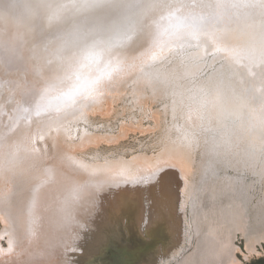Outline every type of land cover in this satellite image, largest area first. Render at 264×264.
Masks as SVG:
<instances>
[{"label": "bare ground", "instance_id": "obj_1", "mask_svg": "<svg viewBox=\"0 0 264 264\" xmlns=\"http://www.w3.org/2000/svg\"><path fill=\"white\" fill-rule=\"evenodd\" d=\"M129 1L131 6L124 8L126 14L130 18L140 20L145 13L157 8L164 0ZM115 4H118L115 6H121L119 3ZM171 11L173 10L164 11L163 17L158 18L159 23L163 18L173 17L174 14L184 15L183 12L175 11L165 16ZM73 13L76 12L71 14ZM171 20L165 21L166 27L158 25L157 29L161 32L158 38L155 37L152 41V45H148L150 39L143 34L138 37L133 48L119 49L122 51L117 53L115 65L110 66L111 71L106 69L107 73L104 76L99 72L91 71L90 68L98 62L95 58L94 61L91 58H85L88 61L79 59L76 60L77 64H74L76 61L68 59L66 63L57 65L56 71L43 67V62L51 58L49 52L52 53L56 47V43L50 39L38 40L39 42L44 41L42 43L29 39L28 43L22 45L23 51L27 53L24 56L27 71L7 72L0 66V80L9 81L8 89L0 98V220L4 227L0 230V264H75V262L77 264H137L134 260L139 257L146 264L144 255L149 250L155 255L153 264H242L237 254H241L245 259L260 255L259 250L264 242V227L255 226L256 224L250 221L251 217L249 219L246 197L248 187L245 188L242 181V183L237 182L235 176H230L226 170L222 172L224 175H221L220 170L221 168L227 169V167L234 169V166L250 170L252 167L259 176L264 175V142H259L254 150L260 158V164L252 153L253 148L250 151L251 154H244V161H235L238 157L236 146L242 147L243 145L240 141L237 142L236 137L232 142L230 135L224 130V124L227 125L228 120L232 126H227V128L234 130L238 125L237 119L246 108L244 104H248L249 101L248 114L250 113L251 122L249 121V125H246L250 128H258L261 131L260 136L264 137V126H262L264 121L258 122L259 118H263L260 116L264 114V95H237L233 90V95H226V85H223L224 91L219 90L218 94L214 93L210 98L202 94L198 96L196 89L188 92V83L191 81L189 77L194 79V76L200 75L207 59L205 57L208 55H211L210 63L225 60L219 62L221 66L226 62L234 68L237 67L236 63L240 59L236 47H230L233 49L220 47L222 50L219 48L220 52L224 50L227 55L219 53L217 49H210V52H204L199 58L195 57L193 48L189 49L185 46L170 48L162 46L160 50L154 48L161 38H170L175 31L181 30L179 24H186L185 20L179 22L175 20L174 23ZM57 24L58 21L52 23L53 27ZM53 27L49 26L48 29ZM154 28L155 26L152 27ZM182 31L184 29L180 32ZM235 44H239V41ZM39 59H41L40 63ZM168 62L171 68L167 67L169 70L166 68L168 70L166 72L163 67ZM250 62L248 60L247 64L250 65ZM89 63H91L90 67ZM258 63L261 64L262 61L259 60ZM189 66H197V69L189 71L191 68ZM162 68L164 71L158 70ZM251 72L250 70L249 73ZM216 74H221V72H216ZM99 76L100 78L103 76L100 79L102 81L97 80ZM208 77L211 81L214 78L215 81L216 79L221 81L216 76ZM256 80L260 79H253L251 82L257 83ZM84 82L90 85L93 83L92 86H96L90 90L83 89L86 90L83 95H73L77 93L76 90L83 87ZM132 82L134 85L136 83L135 88L137 89L142 84L151 83L150 86H154L152 92L156 93L153 95L157 99L158 96H163L158 94H163L165 90L167 91L166 87L171 86L169 90L174 95H167L168 92L165 91L166 95H164L169 97L171 102L168 104L169 108L166 106L167 103L164 105L170 109L169 112L172 114H178L181 111L178 115H181L180 121L182 118L183 121L178 126L175 122L176 127L172 129H180L185 139H182L180 135L182 141L164 144L162 151L160 148L161 152L159 151L160 153L155 156H148L142 152L137 154L138 156L135 155L136 157H130V160L121 158L115 161L116 156L110 162L103 159L106 162L104 164L91 163L92 161L89 163L64 153H60L53 160L44 157L36 142L38 137L44 138V134L49 133L48 136L53 138L54 134L51 132L55 130L56 140H61L65 134L66 129L63 124L66 121L85 118L91 111L92 113L101 112L106 108L103 104L105 102L111 108L109 104H113L118 97L115 94H120ZM100 83H107V86L98 89L97 85ZM228 89L230 90V86ZM42 92L45 94L48 92V95H43V98L52 99L68 94L67 97L72 99L55 107L51 112H48L51 108L49 106L44 114L46 107H35L38 105L36 100ZM137 93L133 95L138 100L137 102L140 103L143 100L145 102L143 97L147 96L142 97L141 93ZM7 97H10L12 102L6 105ZM156 101L158 100L153 102ZM92 105L94 107L91 108ZM74 122L71 121V123ZM139 126L136 125V127ZM200 128L224 135V139L218 144L217 142L209 143L208 149L205 146V151L203 150L205 153L202 157L205 156L207 163L203 168L200 166L202 160L197 166H193L192 143H189V137L185 136V133L192 135V131L195 132ZM173 132L176 133V130ZM104 135L110 139L106 134ZM232 135L236 136L237 132L232 131ZM92 137L95 136L92 135ZM197 137L192 140L194 141L193 146L195 144L198 146L197 141L200 140ZM213 137L211 135L210 138L213 139ZM33 140L34 144H32ZM80 141L83 142V139ZM253 158L257 160H251ZM37 167H39L38 170ZM195 170H199V176H202L200 181L193 178ZM159 181L165 182H163L164 187L157 185ZM145 182L146 184L154 182L152 184L153 194L159 195L158 190L161 189L177 201L175 236L170 235L171 213L167 210L170 207L169 203L164 207L162 204L150 205L148 209V203L142 202L140 218L135 217L136 219L126 214L129 210L133 211V215L135 214L136 208H132L131 203H129V208L121 207L120 214L112 216L113 220H110V211L104 208L102 214L97 215L94 220V226L89 225V215L95 211L98 213L96 207L99 198L106 202L107 199L115 198L113 193L118 189L124 187L134 190L136 186H144ZM260 201L263 202L260 206H264V193ZM77 204L84 205V209L80 211ZM260 206L255 207L260 209ZM187 209L190 213V220L185 216ZM150 211L149 224L143 226ZM160 216H162L161 219L164 217L161 228L157 227V222H154L160 220ZM256 217L255 213V220ZM118 227H125L126 232L133 233L138 238L145 237L143 246L138 242L137 246L118 247L116 241H121ZM100 230H104L102 236L99 234ZM239 236L245 239V250L236 244ZM1 239L7 240L8 248L1 244ZM147 241L153 245L151 249L147 248ZM108 246L109 249H107ZM78 250L82 251V256L74 260L69 252Z\"/></svg>", "mask_w": 264, "mask_h": 264}, {"label": "water", "instance_id": "obj_2", "mask_svg": "<svg viewBox=\"0 0 264 264\" xmlns=\"http://www.w3.org/2000/svg\"><path fill=\"white\" fill-rule=\"evenodd\" d=\"M124 1L0 0V66L7 72L27 71L24 59L27 53L23 51L22 45L28 43L29 39L36 43L44 42L38 40L50 39L56 43V47L52 51L53 55L49 52L51 58L44 60L43 67L56 71V66L66 63L68 59L76 61L91 58L94 61L95 58L98 62L90 68L91 71L105 75L107 70H112L110 66L115 65L117 53L122 51L119 49L133 48L138 37L143 34L150 39L148 45H152V41L161 32L157 29L158 25L166 27L167 19H172V23L175 20H185L186 24H179L184 31L178 30L170 38H161L154 48L160 50L162 46H185L193 48L195 57L199 58L204 52H210V49L236 47L240 59L236 63L237 67L224 62L221 74L213 75L221 79L219 90L224 91L223 85H226L227 90L231 86L230 90L237 95H264V0H164L140 20L126 14L124 8L131 5L129 0L123 3ZM115 3L121 6H115L118 5ZM168 10L173 11L165 16L175 11L183 12L184 15L174 14L173 17L163 18L159 23L158 18H162V13ZM72 12L76 13L71 14ZM155 18L157 19L152 21ZM54 21H58V24L53 27ZM49 26L53 28L48 29ZM236 41L239 44H235ZM210 56H207L206 64H209ZM248 60L251 61L250 65L247 64ZM259 60L262 61L261 64L258 63ZM222 61L225 60L217 63ZM77 63L78 61L74 62ZM249 67L253 70L251 73ZM253 79L260 80L255 83L251 82ZM8 82L6 79L0 80V98L8 89ZM89 85L84 82V88L76 90L77 93L73 95H83L86 91L83 89H88ZM258 85L262 92L257 89ZM43 95H48V92L40 93L35 107H46L44 114L49 106L51 108L48 112H51L72 99L67 97L68 94L52 99L43 98ZM7 98L6 105L12 102L10 97Z\"/></svg>", "mask_w": 264, "mask_h": 264}, {"label": "rangeland", "instance_id": "obj_3", "mask_svg": "<svg viewBox=\"0 0 264 264\" xmlns=\"http://www.w3.org/2000/svg\"><path fill=\"white\" fill-rule=\"evenodd\" d=\"M217 50L219 51V53L227 55L225 51H224L225 52L224 53L223 51L220 52L219 49H217ZM180 57L182 59V56H180ZM209 61H210V58H209ZM171 62H172V60H171ZM180 64H183V62H180ZM169 66H170V62H168V64L165 65V67H163V66L162 67L165 68L166 72H168V70L171 68ZM167 67H169V69ZM189 67H191L189 69V71L197 69V66H193V67L189 66ZM220 67H221L220 63H210L209 62V64H206V62H205L203 68L201 69L200 75L198 74L197 76H194V79H192V77H189V80H191V81H189V83H188L189 87L187 86L188 87L187 91L191 92L193 89H196V90H198L197 92L199 93L198 96L200 94H202L203 96L207 95L206 96L207 98H210L211 95H214V93L218 94L219 89L221 88V86L218 87V84L220 81L216 79V81H217L216 82L215 78L213 81H211V79H209L210 77H208V76H211V75L213 76L216 72L220 73L221 72ZM163 68L158 69V70L162 71ZM249 69L251 71H253L252 68L249 67ZM102 77L97 78V80L102 81V80H100V79H102ZM92 84L90 85V87H88L87 90L93 89L96 86V85L92 86ZM150 84L151 83H149V84L146 83L145 85L142 84L141 87L138 84V87H140V88L137 89V88H135L136 83L134 85V83L132 82V83L128 84L120 94L119 93L115 94V95H118V97H116L113 104H109V105H111V108H109L110 106H108L107 102L103 103L106 106V108H105L106 112H104L105 109L102 110L101 112L98 111V112L92 113V111H91L88 115H86L85 118H83V117H82V119L79 118L80 120L77 119V121L75 119L74 121H76V122H74L73 119L70 121L69 120L66 121L65 122L66 125L63 124V126L66 129L64 131L65 134L61 140H56V134H55L56 131L55 130H52V132H51L54 134L53 138H50L48 136L49 133L44 134L45 135L44 138L38 137L36 142H38L39 147H40L41 152L44 155V157H47L49 160H53L55 157H58V155L60 153L61 154L64 153L67 155H73L76 159L84 160V161L89 162V163L92 161L91 163L95 162V164H97V163L98 164H104L106 162L113 161L114 159H115V161L120 160L121 158L122 159H128L129 158V160H130V157L131 158L136 157L135 155H137V154L139 155L142 152H144L142 154H146L148 156H151V155L155 156L157 153H160L162 151L163 147L166 144H170V143L173 144V142L174 143L176 141L179 142V140L182 141L181 138L185 139L183 137L184 134H182V131H180V129L175 128L176 133L173 132L175 130L172 129L175 126V122L177 124L176 126H178L179 123H181L183 121V118H182V121H180L181 115L179 116L178 114H180L181 111H180V113L178 112V114L177 113L172 114L171 112H169L170 109H168L169 108L168 104H170L171 100L169 97H166L165 95H166V92H168L167 95L173 94V92L171 93V91L169 90L171 86L168 85L166 87L167 91L165 90L166 92L164 91L163 94H158V95H163L164 97L158 96L159 98L157 99L154 96V95H156V93L152 92V89H154V86L151 87ZM260 85H261V83H260ZM97 86H99L98 89H102V88H104V86H107V83H102V84L100 83ZM257 89L261 90V87H259ZM137 92L141 93L142 97L147 96V97H143V99H145V102H144V100L142 101L143 103L137 102L138 100L135 97H133V95L138 94ZM220 92H221V90H220ZM225 94L226 95H233V91L228 89ZM152 96H153V98H152ZM148 98H150V99H148ZM162 99H164V100H162ZM155 100H158V101L153 102ZM138 104H140V105H138ZM147 104H148V106H147ZM164 104H166V106L168 108ZM248 104H250L249 101H248ZM248 104H246V103L244 104L246 108H244V110L242 111L243 114L239 116V119H237L238 125L235 126L234 130H229L227 128V126H230V125L232 126V123H230L229 120H228L227 125H226V123L224 124V126H225L224 130L228 132V134L230 135L229 138L232 140V142H233L234 137H236L237 142L240 141V143L243 145L242 147L236 146V149L238 151V157H237V159H235V161L236 160L244 161V159H243L244 154H247V153L251 154L250 151L253 148L252 153L258 159L259 164H260V158H259L258 154L255 153L254 150L258 147L259 142H264V137L260 136L261 131L258 128H254V127L250 128L247 126V125H249V121L251 122L250 113L248 114V112L250 111ZM244 105H241V106H244ZM247 105H248V108H247ZM90 107L92 108L94 106L92 105ZM145 108H146V110H145ZM158 109H159V111H158ZM161 111L163 113H161ZM176 115H178V116H176ZM159 116H160V118H159ZM260 117H263V118H259L258 122L262 123L264 121V114ZM71 121L74 123H71ZM158 121H160L161 123ZM134 123H135V125H134ZM67 124H69L68 127H66ZM130 124H132V125L130 126ZM137 124H138V126L140 125L139 126L140 128L136 127ZM262 126H264V122H263ZM167 128H169V129H167ZM86 130H88V131H86ZM171 130H172V132H171ZM221 130H223V129H221ZM92 131L94 134L98 135L99 138L96 135H94L92 133ZM232 131H236L237 135L236 136L232 135ZM66 132L70 133V135ZM177 132H178V134L179 133L180 134L178 135ZM195 132L192 131V133H193L192 138H191L192 135H190L191 133H187V135L185 133V136L187 138L189 137V139L191 141V142L189 141V143H192L191 149H193V150H191L192 151L191 155H192V159L194 158L193 163L196 164V165L193 164V166L194 167L197 166V164L200 163L199 161L202 160V162H204V163L201 162L200 166H201V168H203L204 164L207 163L206 159L204 158L205 156L202 157L205 153L204 152L205 146L208 149L209 143L217 142V144H218L220 142V140L224 139V135L223 136L220 134L218 135V133H216L215 131H212V130L208 131V130L203 129V128H200V129L196 130ZM198 132H200V133H198ZM104 134H106L107 137H109L111 140L106 138V136ZM111 134L113 137L111 136ZM119 134H121V135H119ZM66 135H68V136H66ZM92 135L95 137L93 138ZM180 135H182L181 138H180ZM211 135L214 136L213 139L210 138ZM70 136L72 139L70 138ZM115 136L117 138H115ZM86 137L88 139H90L91 137L92 138L89 141ZM194 137H197L198 140H200V141H197L198 146L196 144L193 146L194 141H192V140ZM259 138H260V140H259ZM69 139H71V140H69ZM81 139H83V142L80 141ZM75 140H76L77 144L75 143ZM92 140L94 142H92ZM194 140H195V138H194ZM72 141H74V143ZM34 142L35 141L33 140L32 144H34ZM46 142L48 143V145ZM90 144H91V146H90ZM160 148H161V151H160ZM116 156H117V159L116 158L113 159V157H116ZM202 158L205 160L203 161ZM256 158H253L251 160H257ZM103 159L106 162H104ZM197 159H198V161H196ZM200 166H199V168H200ZM39 167H37L36 169L38 170ZM221 167H223V166L221 165ZM240 168H236L235 166H234V169H233V167H229V168L227 167V169L221 168L220 174L224 175L223 171L226 170V172L228 171L227 173L230 176L231 175H232V177L235 176V178H236L235 180H237V182H239V183L247 182L245 184L244 183H242V184L244 185L245 188L248 187L247 191H246V193H247L246 197H247V203H248L249 219L251 217L250 221H252V223L254 225L256 224L255 226L264 227V206H260L261 204H263V202L260 201V199H262V196L264 193V175L259 176L257 174V172L253 171L252 167L250 170H249V168H244V170L242 169V167H240ZM246 169H247V171H246ZM194 172H195V174H194L195 177H193V178L200 181L202 176H199L200 175L199 170L198 171L195 170ZM243 172H244V174H243ZM240 174H242V175H240ZM163 182L164 181H159L157 183V185L159 187H164L165 182L164 183ZM153 183H147L146 184V182H145L144 186H136L135 187L136 189H134V190H132L130 188H124V187L120 188L117 191H115V193H113L115 198L114 197L110 198V199L106 198L107 199V200L105 199L106 202L102 198H99V200L97 201L98 205L96 207V209L98 208V210H97L98 213L95 211L94 213H91L89 215V217H90V219L88 220L90 222V223L88 222L89 225L92 227L94 226V220H96L97 215H100V213L102 214V211L104 208H107V210L110 211V213H111L110 214V218H111L110 220H113L112 216H118L120 214L119 209L121 210V207L129 208V203H131L132 208L133 207L136 208L135 214L133 215L132 210H129L128 212H126V214L127 215L129 214L134 218L135 217L140 218L142 202L148 203V209H149L150 205L159 206L162 204V207H164L166 204L169 203L170 207H168L167 210L168 211L170 210L169 212L171 213L170 235H171V237L175 236V230L174 229L176 228V226H175V221H176L175 214H176V202L177 201L170 198L169 195L165 191L164 192L161 191V189L158 190L160 193L159 195L153 194V192H152L153 191V189H152ZM249 187H250V189H249ZM143 191H144V193L142 194ZM146 200H148V201H146ZM165 201H167V202L165 203ZM256 205L258 207L260 206V209L256 208L255 207ZM78 207H80V211H81L82 209H84L85 206L77 204V208ZM254 212L256 213V216H257L256 220L254 218V215H255ZM150 215H151V211L149 213V216H148L146 222L143 224V226H146L149 224L148 220L150 218ZM160 215L163 216L162 212H160ZM162 216L159 217L160 220L154 221V222H157V227H160V228L163 227V220L162 219L164 217L161 219ZM185 216H187L188 220H190L189 219L190 213H189L188 209L186 210ZM115 220H114V222H115ZM3 228H4L3 223L0 220V230H3ZM117 230L120 233V240L122 241V242L119 240L116 241V245L118 247L119 246L120 247L125 246V245L132 247V246H137L139 243H141L139 245H142L144 243L143 241L146 239L145 237L138 238L135 235H133V233H129L128 231L126 232L125 227H118ZM102 231L99 233L100 236H102L104 233V230H102ZM172 233H173V235H172ZM241 238L242 237L239 236V238L237 239L238 241L236 240V244L239 248L245 250V239L244 238L241 239ZM136 239H138V240H136ZM1 244H3L5 247L8 248L7 240L1 239ZM95 245L97 246V244H95ZM146 246H147V248L151 249V247L153 245H151V242L147 241ZM147 248H145V249H147ZM107 249H109V246ZM149 251H147V253L144 255V260H145V262H147L146 264H153L154 259H155V255L153 254V252H151V251L149 252ZM259 251L261 252L260 255L250 256L249 259L243 258L241 254H237V255L242 260V264H264V242H263L262 248ZM70 252H69V255H72V258L74 260H76L77 257L82 256L81 250L71 252V253ZM134 261H136L137 264L143 263L141 257H139V259H136ZM75 264H77V262H75ZM143 264H145V263H143Z\"/></svg>", "mask_w": 264, "mask_h": 264}]
</instances>
